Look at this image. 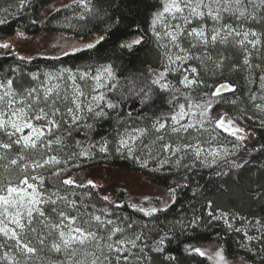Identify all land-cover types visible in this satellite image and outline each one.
I'll return each instance as SVG.
<instances>
[{
    "label": "snow or ice",
    "instance_id": "6c2138e0",
    "mask_svg": "<svg viewBox=\"0 0 264 264\" xmlns=\"http://www.w3.org/2000/svg\"><path fill=\"white\" fill-rule=\"evenodd\" d=\"M28 2L29 0H19V7H25ZM121 3H124V0H121ZM128 3H135V0H128ZM72 5L83 10L76 17L78 20H85L86 16L107 15L103 9L94 12L92 0H71V3H65L63 7L71 8ZM4 11L7 12V9ZM226 17L239 21L240 26L228 23ZM122 19V15L118 18L117 12L108 17L113 32L119 31ZM207 20L213 22L211 29L207 27ZM6 22V19H0V24ZM248 22L264 25V0H161L160 9L153 13L150 27L157 40L162 38L161 33L157 31L160 26L164 28V37H167L169 43L183 55L176 54L173 59L171 55H167V45H163L169 63L151 83L158 84L161 89H168L169 85L161 81L164 80L166 72L180 70L179 66L172 68V65L180 62L184 65V71L190 70L193 74L192 78L185 75L180 80L185 88L203 85L210 89L204 93L207 99L203 102L192 103L189 97H185L186 104L174 106L169 115L158 118L153 124V130L158 134L156 141L161 142L159 154H167L158 161L159 169L171 164L173 158L175 166L179 168L189 155L204 167L219 168L220 170L215 172L216 176H226L231 171L244 167V163L237 159H229L233 154L227 149H205L201 143L194 144L188 139L192 130L207 131L206 123H213L214 131L220 130L217 135L221 132L227 133L241 142L249 137L244 134L245 129L227 113L219 114L214 119L211 117L215 104L223 100V94L235 92V89L230 83L209 85L201 80L198 67L189 69L186 65L187 61L201 58L183 48L180 40L181 37L192 38L195 42L191 47L202 46L207 53V50L217 43H227L229 38H234L235 43L245 51L243 64L252 67L249 59L251 51L246 45L250 46L251 50L258 51L264 32L258 33ZM243 26H247V29L244 30ZM17 35L24 34L18 32ZM105 39V35L101 34L82 45L66 40L64 45L59 46L58 53L51 58L58 60L61 56L67 57L93 49ZM143 41L144 37L137 35L128 42L120 43L119 47L131 50ZM0 49L7 50L6 54H11L12 45L9 42L0 43ZM17 58L30 60V57L24 56ZM206 59L213 63L215 69H221L223 66L222 59L213 61L211 55H207ZM16 72V68L11 69V73ZM27 75L38 83L27 88H17L11 74L0 76V169L3 170L0 172V262L32 264L34 258L39 259L46 241L50 238L52 242L49 251L63 256L59 264H129L130 258L138 259L133 249L138 248L137 241L141 239V235L113 240L117 234L122 236L125 228L119 227L110 218L115 213L108 206L122 208L123 205L114 204L108 195H104L101 200L106 206H99V202L91 201V191L77 194L74 191L77 188L96 189L103 186L97 184L94 179L78 181L62 167L67 160L93 159L97 144L90 142L84 145L81 141H75L79 151L68 153L65 160L60 155L66 146L65 140L57 135L62 125L78 126L85 114L96 120L108 114L105 109L115 110L118 107V103L113 102L105 91H101L107 89L111 92L116 88L115 84L110 83L115 79L113 66H101L96 68L94 73L90 69L73 71L71 68L61 67L55 73H43V78L38 73ZM260 79L261 87L264 88V76ZM90 80L94 85L90 91L85 92L84 88ZM150 92V87L147 91L140 88L136 94H142L143 100L146 101L150 99ZM251 99L254 100L255 97ZM232 103L235 104L236 101L233 100ZM256 107L259 108L260 105ZM261 124L264 125V119ZM93 127V124L86 125L89 131ZM169 128L174 134L186 135L181 136L179 142L165 141L164 133ZM147 132L148 129L144 128L126 131L117 141L115 150L126 153L139 162L142 168H147L149 160H157V156L153 155L148 145H143L148 149L146 156L143 153L138 154L136 145V141ZM212 139L215 140L216 137L213 136ZM98 151L104 154L109 152L107 141L98 142ZM44 171L49 172L48 177L44 176ZM168 191L170 195L168 200L163 202V207H143L138 203H132L130 207L145 216L164 211L174 198L175 188H169ZM259 195L264 199V192ZM86 198L90 201L88 206L91 211L80 213L78 204ZM147 199L145 197V200ZM212 206L213 202L209 200L207 207ZM209 216L212 219L221 218L215 216L212 211ZM191 223H196V219ZM126 227L131 229L133 224L129 223ZM247 238L254 239L251 236ZM164 240L165 237H162L157 241L153 251L163 252ZM188 250L201 257H207L214 261V264H228L222 249L213 251L211 255L199 247H190ZM139 252H143V248H139Z\"/></svg>",
    "mask_w": 264,
    "mask_h": 264
},
{
    "label": "trees",
    "instance_id": "16d2710c",
    "mask_svg": "<svg viewBox=\"0 0 264 264\" xmlns=\"http://www.w3.org/2000/svg\"><path fill=\"white\" fill-rule=\"evenodd\" d=\"M52 1L54 0H29L25 7L20 8L19 0H0V8L7 9L3 18L7 22L0 24V41L14 35L17 30L29 35L60 32L74 37L103 33L105 41L93 49L67 57L61 56L58 60L51 58L55 55L26 56L14 51L6 54L7 50L0 49V76L11 74L17 88H27L35 83L28 73H38L42 77L44 72L55 73L61 67L71 68L73 71L90 69L95 72V69L101 66H113L115 79L110 83L115 84L116 88L111 92L107 89L101 91H105L113 102L118 103V107L115 110L105 109L108 114L96 120L85 114L78 126L62 125L57 135L65 140L66 146L60 152L65 160L68 153L79 151L75 141H81L84 145L90 142L97 144L93 159L67 160L62 167L78 181L94 179L97 184L103 186L96 189L77 188L74 190L77 194L91 191V201L99 202V206H106L101 200L104 195H108L114 204L123 205L122 208H115L114 205L108 207L115 213L110 218L119 227L125 228L121 238L141 235V239L137 241L138 248L133 249L139 258H130L129 264H211L207 257H201L188 250L190 247H201L209 243L218 244L227 258H239L249 264H264V231L256 241H247L242 229L246 221L264 216V199L259 195L264 192V125L258 124L254 119H264V111L261 110L264 108L256 107V103L251 101V96H254L257 102L264 96L260 79L264 76V37L261 38L259 50L252 52V67L243 64V50L234 44H217L207 50L213 61L223 60L221 69H215L204 54L198 64L200 79L206 84L226 82L235 89V92L223 94V100L215 104L211 117L214 119L219 114L227 113L240 127L247 130L249 139L243 142L227 133H220L230 145L228 152L233 155L229 159H237L244 163V167L233 170L226 176H216L215 172L220 170L219 168L204 167L189 155L179 168L175 164L159 170L142 168L126 153L115 150L120 136L126 131L139 128L148 129L147 135L151 136L150 134L155 133L151 129L155 121L169 115L184 94L204 96L210 89L203 85L185 88L168 72L161 81L169 85L168 89H161L158 84L151 83L164 71L163 56L150 27L153 13L161 7V0H135L132 4H129L128 0H124V3H121V0H92L93 11L103 9L107 15L86 16L85 20L76 19L83 11L76 5L65 8L63 4L44 15L45 7ZM114 12H117L118 18L123 16L120 29L116 32L111 30L108 21V17ZM253 26L259 33L264 32V25ZM137 35L144 37L141 45L131 50L119 47L120 43L128 42ZM18 56L30 57V60H20ZM13 68L17 69L16 73H11ZM148 87L151 88L150 99L145 101L142 94L136 93L140 88L147 91ZM204 98L207 99L205 96ZM232 99L236 100L235 104ZM233 112L244 115L248 122L242 121L237 117L239 115L236 116ZM88 124L94 126L91 131L86 128ZM102 141L108 143L107 154L98 151V142ZM152 141L147 138L146 143ZM156 146L155 143L151 145L154 152ZM103 168L142 173L143 179L154 189L175 188L174 198L166 210L145 216L130 207L132 202L124 181L109 174L101 176L100 169ZM2 171L0 169V172ZM43 174L45 177L49 176L48 171ZM209 200L213 202L212 208L207 207ZM89 203L86 198L78 204L80 213L91 211ZM210 211L217 217L226 214L229 220L212 219L209 216ZM194 219L196 223L193 224L191 222ZM129 223L133 224L131 229L126 227ZM162 237H165L164 251H153L156 242ZM49 241H46L39 259L34 258L32 264L51 263ZM139 248H143V252H139Z\"/></svg>",
    "mask_w": 264,
    "mask_h": 264
},
{
    "label": "rangeland",
    "instance_id": "374dc122",
    "mask_svg": "<svg viewBox=\"0 0 264 264\" xmlns=\"http://www.w3.org/2000/svg\"><path fill=\"white\" fill-rule=\"evenodd\" d=\"M70 1L71 0H54L45 7L43 14L46 15L49 11L65 4V3H68ZM249 10H251V9H249ZM4 14H5L4 8L3 9L0 8V19L4 18ZM225 19L228 23H233V24H236L237 26H240L239 21H235L234 19H228L227 17ZM206 23H207L208 29H211L213 27V22L211 20H207ZM248 23L254 28V30H256V28L253 26V24H251V22H248ZM243 27H244V30L247 29V26H243ZM157 31H159L161 33L162 38L157 40L156 36L155 35L154 36H155V39L157 42V46H158L160 52L162 53V56H163L162 57V59H163L162 65H163V68L165 69V67H166V65H168L169 61L167 60V56L165 54L166 49H165V47H163V45H167V55H171L173 57V59L175 58L176 54L183 55V53H179V50L174 48L172 46V44L169 43L168 38L164 37V35H163L164 34V28L163 27L158 26ZM256 31L259 33L258 30H256ZM18 32H22L24 35L19 36V35H17ZM101 34H103V33H95V34L89 35L87 37H74L72 35H69L66 33H60V32L59 33L42 32L39 34L29 35V34H26L22 30H17L14 35L0 41V43L9 42L12 45V51L17 52L20 55H26V56H31V55H36V54L56 55L59 51V46L64 45L66 40L71 41L76 45H82L86 41L94 40L96 37H98ZM194 42L195 41L192 38H188V37H181V40H180L181 46L183 48H185L186 50H189L192 55L198 56L200 58L204 57V55L205 56L209 55L208 51H207V53H205V50L202 46L192 48L191 45ZM217 44H220V45L221 44H234L235 46L240 47L238 44L235 43L234 38H229L227 43H217ZM246 47H248L249 50L251 51V56L249 57V59H250V58H252V54H253L252 52L257 51V50H251L250 46H247V45H246ZM259 48H260V46H259ZM241 49L243 50V53L245 55L244 49L243 48H241ZM198 64H199V60H191V61L186 62V65L188 66L189 69H190V67H198ZM178 66H179L180 70L168 71V73L171 74V77L177 78L179 84L184 87V85L180 83V80L185 75L189 76V78H192L193 74L190 72V70L184 71V65H181L180 62H177V64L172 65V68L175 69ZM198 71L200 74V67H198ZM44 73H46V72H44ZM42 78H43V75H42ZM37 83L38 82H35L34 84H37ZM81 83H83V82H81ZM93 85H94L93 81H91V80L88 81V84L84 88V91L85 92L90 91V89ZM185 97H189L192 103H200V102H203V100H205L203 94L195 95L193 93H190V94L186 93L181 97V100L178 104H186L187 102L185 100ZM233 100L234 99H232V101ZM260 100L261 101L257 102L256 99H254V100L251 99L252 102L256 103L255 106L260 105V107L264 108V96ZM62 109H63V106H62ZM233 113L236 116L238 114L236 112H233ZM237 117L244 122H248V119L244 118V115L240 114ZM246 117L248 118V116H246ZM254 119H255V122H257L258 124L259 123L261 124V120L256 119V118H254ZM205 128L207 129V131L192 130L190 132V135H188V139H190L194 144L197 142L201 143V146L205 149H208L211 147V148H218V149H227L229 151L230 145L226 142L225 138L221 134L217 135V133L220 131H218V130L214 131L213 130L214 127H213L212 123H206ZM151 129H153V127H151ZM132 130H129L128 132H131ZM244 134L247 135L246 129H245ZM150 135L151 136H148L146 134V136L144 135L136 141L137 153L138 154L143 153L146 156L148 149H145L143 147V145H148V148L151 149V145L155 142V145H157L156 151L154 152L152 149L151 150L153 152V155L157 156V160H149L148 167L159 169L158 161L165 158L167 156V154L166 153L159 154L161 142L156 141V137L158 134L155 132V133L150 134ZM164 135H165V141L179 142L180 137L184 136L186 134H184V133L174 134L171 132V129L169 128L166 130ZM213 136L216 137L215 140L212 139ZM147 138H148V140L152 139L153 141L150 143H146ZM144 140H145V143H144ZM204 141H210L211 143L210 144L204 143ZM117 146H118V144H117ZM62 156H64V154H62ZM209 159H211V157H209ZM172 164H175V158H173V162L171 164L165 165L164 168L170 167V166H172ZM107 174L111 175L113 178H116L117 180L124 181L125 185L128 188L131 202L141 204V206H143V207H152V206L160 207V206H163V202L167 201L168 197L170 195V193L168 191L169 189H164V190L154 189L151 185H149L147 183V181L145 179H143L142 173H139V172L134 173V172L126 171L124 169H117V168H103L102 170L100 169V175L101 176H107ZM145 197H147L148 199L145 200ZM158 198H160V199H158ZM61 207H63V205H61ZM222 216H220V217L224 218V220H229V217L226 214H224ZM258 221H259V223H258ZM230 222H232V221H230ZM242 229L244 231V234H247L246 235L247 241H256L259 238L261 232L264 231V216H263V218H258V219H255L253 221H246L242 225ZM248 236H251L254 239L249 240L247 238ZM121 237H122L121 234H117V236L113 237V240H115L117 238H121ZM49 240H50L49 242L51 244L52 239L50 238ZM199 248H201L202 250H206L209 253V255H211V253L213 251H215L217 249H221V247L216 243H209V244L201 246ZM50 257L52 258L50 264H59V262L63 259L62 255L54 253V252L50 253ZM225 258H226L228 264H249V263H247V262H245L239 258H227L226 256H225ZM210 261H211V264H214V261H212V260H210Z\"/></svg>",
    "mask_w": 264,
    "mask_h": 264
}]
</instances>
